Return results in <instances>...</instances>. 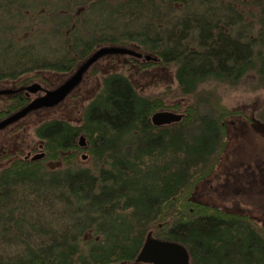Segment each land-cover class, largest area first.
<instances>
[{"label":"trees","instance_id":"1","mask_svg":"<svg viewBox=\"0 0 264 264\" xmlns=\"http://www.w3.org/2000/svg\"><path fill=\"white\" fill-rule=\"evenodd\" d=\"M102 46L157 59L109 55L139 71L174 65L184 116L154 126L162 100L113 69L80 123H39L44 157L16 151L0 168V264H144L149 231L183 244L191 264H264L263 224L190 200L220 162L232 115L206 87L264 83V0H0V120L40 93L45 73L68 75Z\"/></svg>","mask_w":264,"mask_h":264},{"label":"rangeland","instance_id":"2","mask_svg":"<svg viewBox=\"0 0 264 264\" xmlns=\"http://www.w3.org/2000/svg\"><path fill=\"white\" fill-rule=\"evenodd\" d=\"M96 62L97 64L95 63L89 68L79 85L62 103L51 108L30 112L21 120L0 130V168L13 159V152L20 151L21 157L27 153L33 156L40 151L44 152L43 142L37 139L35 135V127L39 123L54 117L64 118L74 124L80 123L84 106L100 88L101 77L113 69H124L126 75L130 72L128 76L140 94L151 98H160L165 106L159 110L183 113L186 101L190 100V96H182L177 91L174 65H151L139 71L137 68H128V65L123 66L124 62L121 59L116 62L117 64L114 63L109 55L99 58ZM70 74L45 73L46 82L42 85V90L58 86ZM211 85L206 88L216 89L217 95L214 97L219 98L222 105L232 114L224 120L225 146L219 155L218 160L220 162L214 169L220 183L224 178L227 185L221 190L220 183H217L214 186L216 187L215 190L210 189L211 191H208V186L202 184L203 186L200 185L193 191L190 200L204 205L226 208L228 203L236 202L237 195L241 196L242 194L243 204L249 207L250 215L258 218L257 223L262 225L264 219V184L259 181L262 177L258 176V170L263 169L264 164L260 163L256 170L254 167L257 163H253L252 160L254 158L264 160V130L254 124V122L258 123V119L264 121V83L257 82L252 75H248L234 86L215 82ZM42 90L40 93L32 95L30 100L43 94ZM177 103L179 107L176 110L174 106ZM230 121H234V125H231ZM262 121L258 123L260 126H264ZM77 158L81 162L87 163L88 161L86 151H80ZM48 165L54 168L56 162H49ZM252 171L255 172L256 175H253L259 182L251 186L253 181H249V176H252ZM210 178L209 182L211 183L214 177L211 180ZM196 190H199V193H195ZM237 192L241 194H237ZM235 206L237 207V205Z\"/></svg>","mask_w":264,"mask_h":264},{"label":"water","instance_id":"3","mask_svg":"<svg viewBox=\"0 0 264 264\" xmlns=\"http://www.w3.org/2000/svg\"><path fill=\"white\" fill-rule=\"evenodd\" d=\"M116 54L141 56V54L133 49L120 46H102L96 49L58 86L52 89L42 90L43 94L34 97L20 109L1 119L0 130L21 120L30 112L59 105L79 85L84 74L99 58ZM143 58L147 61L156 60V58L149 55H144ZM183 116L184 114L180 112L159 110L151 114L150 121L154 126H162L179 122ZM78 145L82 148L86 147L83 135L79 136ZM43 157L44 152L42 151L33 156H30V153L25 155V158H30L32 161L40 160ZM135 262L144 264H191L189 252L183 244L156 238L153 236L152 231L146 234L142 247L135 258ZM114 264L129 263L122 262Z\"/></svg>","mask_w":264,"mask_h":264},{"label":"flooded vegetation","instance_id":"4","mask_svg":"<svg viewBox=\"0 0 264 264\" xmlns=\"http://www.w3.org/2000/svg\"><path fill=\"white\" fill-rule=\"evenodd\" d=\"M137 52V51H136ZM139 53V52H138ZM139 54H141V53H139ZM143 56L144 55H142L141 54V56H135V57H137V58H142L143 60H146V59H144L143 58ZM98 61V60H97ZM155 61H157V59L155 60ZM96 64H97V62H95ZM94 63V64H95ZM93 64V65H94ZM92 65V66H93ZM91 66V67H92ZM250 122V121H249ZM234 121H230V124L231 125H234ZM253 163H257L255 166L256 167H254V169H258V167L260 166V163H263L264 164V160H260L259 158H254L253 160ZM262 170H263V172H262ZM254 171V170H253ZM252 171V176L250 177L249 176V181H253L250 185L252 186V185H256L259 181H260V183L261 184H264V168L263 169H259L258 170V176L261 178V179H259V181L256 179V176H254L253 174H255V172H253ZM226 173V172H225ZM256 175V174H255ZM254 176V177H253ZM212 177H214V178H212ZM211 178H212V181H211V183L209 182V179L205 182V184L208 186L207 187V190L208 191H211V190H215L216 189V187H214L215 186V184H219L220 183V180H219V178L216 176V174L215 173H213L212 175H211ZM211 178H210V180H211ZM226 180H224V178H223V180H222V183H220L219 184V186L221 187V190L222 189H224V187H226V185H227V182H225ZM249 181H247V183H249ZM205 184H203V185H205ZM202 185V186H203ZM211 189V190H210ZM249 189V188H248ZM195 193H199V190L197 191L196 190V192ZM227 194H229V193H227ZM237 194H241V193H238L237 192ZM238 196V199L236 200V202L235 203H232V202H230V203H228L227 205H226V208H223L222 207V209L226 212V213H235V214H239V215H241V216H246V215H248L250 218H254L255 220H257L258 218H255L254 216H251L250 215V210H249V207H247V206H245L243 203V201H244V198L242 197V194H241V196H239V195H237ZM240 199V200H239ZM242 203V204H241ZM235 205H237V207L235 206ZM232 207V208H231ZM263 222V224H264V219L262 220Z\"/></svg>","mask_w":264,"mask_h":264}]
</instances>
